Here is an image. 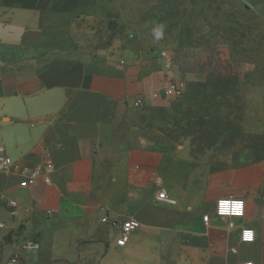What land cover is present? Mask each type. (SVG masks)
<instances>
[{
  "label": "crops",
  "instance_id": "crops-1",
  "mask_svg": "<svg viewBox=\"0 0 264 264\" xmlns=\"http://www.w3.org/2000/svg\"><path fill=\"white\" fill-rule=\"evenodd\" d=\"M143 2L0 0V146L13 161L0 170V264H264V131L210 168L152 123L130 122L138 97L201 81L221 62L202 48L152 47L139 25L105 47L84 44L113 13L122 25L139 19ZM47 158L49 181L22 186ZM227 196L244 200L242 217L214 214ZM130 218L139 227L120 246Z\"/></svg>",
  "mask_w": 264,
  "mask_h": 264
},
{
  "label": "rangeland",
  "instance_id": "rangeland-1",
  "mask_svg": "<svg viewBox=\"0 0 264 264\" xmlns=\"http://www.w3.org/2000/svg\"><path fill=\"white\" fill-rule=\"evenodd\" d=\"M140 9V18L126 25L113 13L109 31L98 27L84 44L105 47L116 35L137 34L139 25L152 47L212 52L221 62L218 73L186 84L177 97L142 103L130 122L152 123L210 168L228 166L264 131V0H144Z\"/></svg>",
  "mask_w": 264,
  "mask_h": 264
},
{
  "label": "built area",
  "instance_id": "built-area-1",
  "mask_svg": "<svg viewBox=\"0 0 264 264\" xmlns=\"http://www.w3.org/2000/svg\"><path fill=\"white\" fill-rule=\"evenodd\" d=\"M160 56L165 59V64L170 66L171 58L168 56L167 51L165 49L159 52ZM186 84L182 80H171L169 81L163 88H162V95L167 97H177L181 94L183 89L185 88ZM152 98H156L160 96V91H153L151 94ZM142 104V98L138 97L134 101L135 106H140ZM13 166L12 159L4 153L3 148L0 146V170L5 171L9 170ZM52 169V162L50 158H47L45 162V167H34L30 173L29 178H26L20 182L22 186H26L32 183L37 177L42 176L46 182L49 181L48 173ZM158 199L168 200L164 190H161L158 195ZM8 204L10 206H15V202L12 200H8ZM214 214L218 217L224 218H235V217H242L244 214V200L239 197L227 196V197H220L215 201V208ZM209 216L207 214L202 216V219L205 223L208 222ZM105 221V218H103ZM0 226L2 224L0 223ZM229 226H233L230 222ZM139 227V222L135 219H126L122 221L120 225L119 235L116 239V243L120 246L125 245L129 240V235L132 231L136 230ZM254 239L253 231L249 228H242L240 231V240L242 242H252ZM22 246L25 248H38L39 243L37 240H27L24 239L22 242ZM12 262L16 261V258L11 259ZM238 264H254L251 260H243Z\"/></svg>",
  "mask_w": 264,
  "mask_h": 264
},
{
  "label": "clouds",
  "instance_id": "clouds-1",
  "mask_svg": "<svg viewBox=\"0 0 264 264\" xmlns=\"http://www.w3.org/2000/svg\"><path fill=\"white\" fill-rule=\"evenodd\" d=\"M154 35L157 39H159L160 37H162L163 32H162V27H158L154 30Z\"/></svg>",
  "mask_w": 264,
  "mask_h": 264
}]
</instances>
